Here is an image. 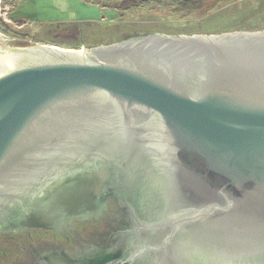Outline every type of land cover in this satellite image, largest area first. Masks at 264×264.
I'll list each match as a JSON object with an SVG mask.
<instances>
[{
	"label": "water",
	"instance_id": "water-1",
	"mask_svg": "<svg viewBox=\"0 0 264 264\" xmlns=\"http://www.w3.org/2000/svg\"><path fill=\"white\" fill-rule=\"evenodd\" d=\"M82 49L0 43V232L87 205L111 170L96 190L125 175L153 219L124 261L264 264V29Z\"/></svg>",
	"mask_w": 264,
	"mask_h": 264
},
{
	"label": "rangeland",
	"instance_id": "rangeland-1",
	"mask_svg": "<svg viewBox=\"0 0 264 264\" xmlns=\"http://www.w3.org/2000/svg\"><path fill=\"white\" fill-rule=\"evenodd\" d=\"M180 1L0 0V43L5 46L50 44L88 49L145 32L210 34L264 29V0H217L216 5L208 9L213 1L210 0L203 8L191 11L178 9ZM69 224L75 226L77 222ZM80 224L83 249H88L86 239L95 234L96 229L86 227V221ZM40 235L38 231L33 232L34 246H39L36 240L41 238ZM28 243L25 234L11 238L7 233H0V264H19V258L14 256L16 249L24 251ZM40 245V248L52 251H58L60 247L74 249V244L66 241Z\"/></svg>",
	"mask_w": 264,
	"mask_h": 264
},
{
	"label": "flooded vegetation",
	"instance_id": "flooded-vegetation-1",
	"mask_svg": "<svg viewBox=\"0 0 264 264\" xmlns=\"http://www.w3.org/2000/svg\"><path fill=\"white\" fill-rule=\"evenodd\" d=\"M103 178V175L96 176L97 180L94 183L88 182L86 186H98L96 189L100 186L107 188L113 186L110 182L111 170L106 178L107 181L101 183ZM128 178L131 179L129 176ZM117 179L118 182L114 184L119 190L117 195L109 194L107 189L104 192H99L92 188L93 191L86 195V201L83 202L87 203V207L76 208L71 212H67V208L64 210L58 208L53 217L50 215L52 218L49 219L50 221L43 220L44 226H24L14 231L0 232L1 234L7 233L11 238L25 234L29 240L28 248H24V251L18 249L19 264H52L53 262L62 264H148L146 256L137 257L132 261H124L129 258L131 253L140 250L138 245L143 243V229L152 223L153 219L144 217L142 209L135 201L138 191H140L136 186L141 185L133 183L129 179V182H126L125 175ZM90 204L93 207L88 210ZM71 221H76V225H79L81 221H86V225H88L86 227L96 229L95 234L86 239L88 242L86 244L89 245L88 249H83L81 224L78 230L76 225L69 224ZM88 221L90 222L88 223ZM34 231L41 233V238L36 240L39 246L48 243L50 245L52 241L54 243L66 241L73 243L74 249L60 247L57 249L58 251H52V249L34 246L32 244L35 243V238L32 236ZM65 257L68 259L65 260Z\"/></svg>",
	"mask_w": 264,
	"mask_h": 264
},
{
	"label": "trees",
	"instance_id": "trees-1",
	"mask_svg": "<svg viewBox=\"0 0 264 264\" xmlns=\"http://www.w3.org/2000/svg\"><path fill=\"white\" fill-rule=\"evenodd\" d=\"M210 2V0H181L178 4V9L191 11L193 9H201L205 6V3ZM217 0H213L209 5V8H212L216 5ZM18 250L16 249V253L14 256L18 255Z\"/></svg>",
	"mask_w": 264,
	"mask_h": 264
},
{
	"label": "bare ground",
	"instance_id": "bare-ground-1",
	"mask_svg": "<svg viewBox=\"0 0 264 264\" xmlns=\"http://www.w3.org/2000/svg\"><path fill=\"white\" fill-rule=\"evenodd\" d=\"M1 35V34H0ZM67 49H69V50H76V52H78V53H82L83 52V50H85V49H71V48H67ZM89 206V205H88ZM78 207V209L79 208H83V206H77ZM86 207H87V205H86ZM93 206L90 204V208L89 209H91ZM71 208H73V207H71ZM75 209V208H74ZM62 210V209H61ZM43 211H45V212H47L48 214H50V215H55V213H56V209H47V208H45V207H43Z\"/></svg>",
	"mask_w": 264,
	"mask_h": 264
}]
</instances>
